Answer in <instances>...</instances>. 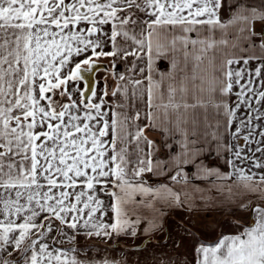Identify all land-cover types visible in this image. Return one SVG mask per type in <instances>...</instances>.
I'll list each match as a JSON object with an SVG mask.
<instances>
[{"label": "snow or ice", "instance_id": "snow-or-ice-1", "mask_svg": "<svg viewBox=\"0 0 264 264\" xmlns=\"http://www.w3.org/2000/svg\"><path fill=\"white\" fill-rule=\"evenodd\" d=\"M201 201L247 218L157 264H264V5L0 0V264H84L78 237Z\"/></svg>", "mask_w": 264, "mask_h": 264}, {"label": "rangeland", "instance_id": "rangeland-1", "mask_svg": "<svg viewBox=\"0 0 264 264\" xmlns=\"http://www.w3.org/2000/svg\"><path fill=\"white\" fill-rule=\"evenodd\" d=\"M264 0H255L253 6L263 5ZM208 159L217 165H223V160H218L216 156L210 155ZM172 239L167 242L164 241L165 234L155 236L153 241L147 243L144 248L135 249V246L142 243L141 241L121 240L117 239L115 242L105 241L100 239H93L85 241L83 237H78V250L82 249L79 259L84 261V264H91L93 261H99L102 258L115 259L121 264H157L162 253H173L172 244L174 241L180 240L184 236L181 229L172 231ZM216 233H208L205 236L214 238ZM161 241L164 242L163 248L160 247ZM185 244L191 246L192 240H185ZM133 246V248L131 247ZM175 258V254L173 253Z\"/></svg>", "mask_w": 264, "mask_h": 264}, {"label": "crops", "instance_id": "crops-1", "mask_svg": "<svg viewBox=\"0 0 264 264\" xmlns=\"http://www.w3.org/2000/svg\"><path fill=\"white\" fill-rule=\"evenodd\" d=\"M254 2L255 0H249V3L252 5ZM263 5H264V2H263ZM100 62L104 64L108 63L107 60H102ZM118 70L121 72H125L127 69L124 65H118ZM101 76H103L102 72L97 73L94 76V79H96L97 81H100ZM101 86L102 84L97 86L98 94L100 92ZM149 136L150 138H155L158 140L161 138L158 133H149ZM153 181L154 182L158 181V178L154 177ZM200 206L202 210L199 212H195V213H189V212H185L181 210H175V211L170 212L164 218V228H165L164 231L153 233L151 235L142 234L138 232L137 236L135 237L125 236V237H121L118 239L143 242L146 238L150 236H152L154 240L155 236L164 233L165 234L164 241L167 242L168 233H173L172 231H177L179 229H181V231L184 233L183 226L187 225L190 232L195 233L196 236L205 237L209 240H213L217 237V235L220 232L235 231V229L225 226L226 222L237 220V219H240L242 222L244 219L247 218V213H244L238 209H231L230 211L223 212L216 207H212L211 205L205 207L202 201L200 202ZM232 211L237 212V216H233L231 214ZM142 227L147 228V224H144ZM208 233H216V235L214 238H208L205 236Z\"/></svg>", "mask_w": 264, "mask_h": 264}, {"label": "water", "instance_id": "water-1", "mask_svg": "<svg viewBox=\"0 0 264 264\" xmlns=\"http://www.w3.org/2000/svg\"><path fill=\"white\" fill-rule=\"evenodd\" d=\"M151 240H153V237H152V236L146 238L142 243L136 245V246H135V249H136V248H137V249L144 248V247L147 245V243H148L149 241H151Z\"/></svg>", "mask_w": 264, "mask_h": 264}, {"label": "trees", "instance_id": "trees-1", "mask_svg": "<svg viewBox=\"0 0 264 264\" xmlns=\"http://www.w3.org/2000/svg\"><path fill=\"white\" fill-rule=\"evenodd\" d=\"M133 248V246H131Z\"/></svg>", "mask_w": 264, "mask_h": 264}]
</instances>
